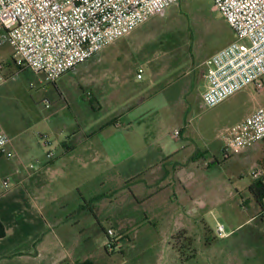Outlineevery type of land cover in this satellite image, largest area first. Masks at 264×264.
<instances>
[{
	"label": "rangeland",
	"instance_id": "rangeland-1",
	"mask_svg": "<svg viewBox=\"0 0 264 264\" xmlns=\"http://www.w3.org/2000/svg\"><path fill=\"white\" fill-rule=\"evenodd\" d=\"M143 39H150L149 48L154 53L153 60L148 64L139 58L131 57L129 50L126 49L131 41L134 44L135 40ZM233 40H235L233 30L215 9L211 0H181L178 5L172 6L164 14L155 16L142 25L131 39H120L103 50L100 55L64 75L56 84L38 85L42 77L30 70L23 73L17 71L15 78L0 81V114H3L1 120L12 137L17 131L9 118L24 115L28 103L32 104V100L36 102L37 110L43 118L51 119L55 125L57 119L69 120L73 117L92 116L100 121L105 119L104 122H109L119 116L125 123L121 129L123 131H128L129 126L132 125V116H125L129 110L139 107L145 110L155 105L158 108L157 114L147 115L149 120L144 125H134L136 137L140 139L144 136L152 153L139 152L131 167L120 171L119 182L126 187V190L121 189L119 193L121 199L119 198L116 204L118 208L116 219L119 220V224L117 229L113 228V230L116 232V238H120L121 247L110 252H107L103 246L108 239L99 229L96 218L90 213L85 215L86 217L83 214L73 217L72 213L82 204V196L89 197V194L106 196L113 186H102L100 182L108 178L114 180L115 176L111 172L86 165L83 161L85 158L81 159L79 149L64 155L63 147H60L54 135H51L53 131L51 127L37 124H31L28 129L24 127L23 139L28 142L31 165H34L37 159H44L49 151L54 153L53 170L43 178L38 177L37 180L35 178L31 190L45 199L39 202L45 216L53 224V237L56 236L59 244L66 241L71 247L62 260L64 264H78L84 260H92L97 264H116L118 262L115 260L136 256L159 257L172 261L191 254L184 239L186 236L193 239L194 249H192L197 252L199 259L211 257L230 260L231 262L227 264L264 263L260 251L252 247V239L255 237L252 233L253 224L231 238H221L218 225L214 216L211 218V214L209 216L205 215L207 213L195 212L191 210V206H188L185 209L181 208V217H178V214L163 216L160 200L145 202V195L148 197L153 190L149 185L146 164L160 155L161 151L157 145L160 140L172 143L176 141L172 136L176 129L179 132L184 129V136L190 137V139L180 137L179 144L184 143V145L179 147H187L182 151V155L191 152L186 168L195 174L198 184L196 191L200 189V183L205 189L211 181L229 178L231 166H225L227 160L220 152L219 137L222 131L239 116L229 115L231 107L234 105L242 107L240 114L251 111L260 103L264 104V90L258 91L254 85H251L230 102L221 103L222 105L216 106L217 108L207 109L202 108L198 103V94L203 89L202 74L208 71L211 57ZM11 59L10 48L7 45H0L3 77L8 76V66L12 65ZM140 67L144 71V78L142 81H136V73ZM16 68L19 70L18 67ZM16 68L13 66L10 72H15ZM158 68L164 71H160L158 77H154V69ZM31 84L36 87L30 88ZM64 85L69 88L64 90ZM101 91L108 95L102 103ZM153 99L155 100L152 101ZM47 102L51 109L46 108ZM110 103L114 106L109 105ZM82 106L87 108V113L81 111ZM104 122L98 123V126ZM18 128L21 131L19 126ZM42 133L53 141L50 147L42 146L39 137ZM13 145L17 146L18 152L22 151L23 147L18 140L14 139ZM85 156L90 157L89 154ZM215 156L219 158L220 163H217ZM138 176H141L142 181L128 183ZM41 182L44 185L39 186ZM130 189L138 196L137 203L134 199L133 204L129 203L128 194L133 197ZM187 193L189 194L190 191ZM45 201H53L54 204ZM147 213L153 215V218H150L152 223L147 222ZM101 215L104 219V215ZM108 215L111 213L108 212ZM55 217H58L59 221L63 219L72 224L77 218L91 226L87 232H81L82 225L75 224L71 228L67 225L65 228V224L56 223ZM107 224L106 229H108ZM181 224H185L188 228L184 238L180 236L184 231ZM151 225L156 226L158 237V245L152 250L145 245L149 235L145 232L152 229ZM83 226L86 227L85 224ZM205 226L212 235L204 231ZM225 228H227L226 224ZM67 230L70 232L67 233ZM209 236L215 240L210 250L203 246ZM86 240L89 242L87 243ZM257 242L263 244L261 238ZM116 244L118 245L117 242Z\"/></svg>",
	"mask_w": 264,
	"mask_h": 264
},
{
	"label": "crops",
	"instance_id": "crops-1",
	"mask_svg": "<svg viewBox=\"0 0 264 264\" xmlns=\"http://www.w3.org/2000/svg\"><path fill=\"white\" fill-rule=\"evenodd\" d=\"M141 26L125 38L131 39ZM150 43V39L135 40L134 44L131 41V43H129V46L131 47L127 46L126 49L129 50L131 57H134V59L139 58L144 63L148 64L154 57V53L149 48L151 47ZM13 66L14 68L17 67L12 60V65L10 67L8 66V76H4L5 80L15 78L17 71L19 73L27 71L20 69L17 70L16 68L15 72L12 73L10 72V69L13 68ZM140 69H142V67H140ZM160 71H164V69H154V77H158ZM208 71L202 74L203 89L198 94V103L200 105L202 94L207 85L206 74ZM135 78L136 81H138L137 73ZM35 87L36 86L31 87L30 85V88L32 89ZM68 88L69 86L67 85H64L63 87L64 90ZM136 91H141V89H136ZM241 93H243V91L223 103L230 102L235 96H238ZM107 96L108 95L105 92L101 91V103L107 98ZM112 104L113 103H110L109 105ZM36 106V102L32 100V104L30 102L28 103L26 109L27 112L24 115L21 117L9 118L13 128H16L17 131L14 137L11 136L9 131L3 125L1 120L3 114H0V123L4 130L13 140H18L19 144L23 147L22 151L18 152L16 149L17 146L13 145L12 141L10 149L15 153L14 159H0V222L3 224L6 231L5 237L0 239V264H64L62 260L65 258L64 256H66V252L71 249V247L66 244V241L59 244L56 236L53 237V224L45 216L43 207L39 202L42 200L44 201L45 199L39 197V195L37 196V194L31 190V186L35 183V178L36 180L38 177L43 178L44 175L46 176L49 171L53 170L55 157L51 160L47 159V157L44 159L40 158L35 161L34 165L30 164L29 158L31 152L29 151L28 142L23 139L24 132H22L26 127L28 129L31 124L51 127L53 130L51 131V135H54L57 144L60 147H63L65 151L64 155L79 149V152L82 155L81 159L85 158L83 161H85L86 165L93 166L98 170L103 169L105 172H111V174L115 176L114 178L117 180H109L108 178L104 179V182H100L102 186L111 185L113 188L111 187L112 189H110L102 200L100 199L97 202L91 203L92 205L89 207L94 210L95 214H92L87 209L85 210L84 206L85 202L89 203L91 198L99 194H94L92 196L89 194V197H83L82 194H80L83 202L77 207L75 212L72 213L73 217H78L79 214H83L84 217L89 213L92 214L96 218L99 229L104 233L102 228H106V223H108L107 230H113V228L117 229V225L119 224V220L116 219V213L118 210L116 204L121 196L119 194L121 193V189L125 188L126 190V187H123L119 182L120 171L131 167L139 152L144 153L151 148L147 144V141L144 140V136H141L140 139L136 137L134 125H144L145 122L149 120V116L158 113L156 105L153 107L149 106L148 109L145 110H142L140 107L135 109L132 107L133 109L129 110L125 115L126 117L132 116V125L129 126L128 131H123L121 129L124 127L125 123L119 116L115 120V125L107 127L104 126L108 121L104 122L105 119H101L100 121L92 116L73 117L69 120L57 119L58 121L56 125H60L57 127L52 123L51 119L43 118ZM81 108V111L86 112V107L82 106ZM241 108L242 107H237L235 105L231 107L229 115L239 116L227 126L224 131H222L219 137V148L222 154L224 148L222 135L224 132L239 124L258 108H264V104L260 103L251 111L243 114H240L242 113L240 112ZM112 111L116 112V110ZM100 122H104V124L98 126V123ZM18 126L21 128V131ZM176 131L179 130L176 129L174 133ZM183 131L184 129L179 132V136H175L173 133L172 136L176 139L174 143L167 141L161 142V140L157 143L159 150L161 151L160 155L154 160L151 159L146 164L147 174L149 175V185L153 190L148 197L145 195V202L160 200L163 216L178 214V217H181V208L183 207V209H185V207L188 206H191V210H194L195 212L207 213L205 215L209 216L211 214V218L214 216L217 225L223 226L225 236H220L221 238H231L233 235L253 224L252 233L255 237L252 239V247L255 250L257 249L260 251V256L264 260V224L260 225L258 223H264L262 220L264 199L258 198L252 190L253 188L264 187V175L258 179L251 176L253 169L260 168L264 170V141L251 145L238 155L224 157V159L227 160L225 166H231L229 178L221 181H211L205 189L203 188V184L200 183V189L196 191L195 188L198 187V184L195 174L188 171L186 168V165L189 163L188 159H190L191 152L182 155V151L187 147H179V145H184V143L179 144L181 142L180 137L183 138L185 135ZM184 137V139H190L188 136ZM50 144H53L51 139ZM149 152L152 153V151ZM86 154H89L90 157L87 158L85 156ZM215 159L217 163H220L217 156H215ZM31 167L34 168L31 169ZM17 170L19 171L18 173L16 172ZM99 176H101V173ZM7 178L10 179V184L8 187H5L3 182ZM140 178L141 176L133 178L128 183H135L141 180ZM143 181L145 185V180ZM41 185H44V183L42 184L41 182L39 186ZM133 187L135 188V186ZM77 191L81 193L78 188ZM188 191H190L189 194L187 193ZM130 193L133 197L128 194L130 197L129 203L133 204V199L134 202L137 203L138 201L136 197L138 198V196H136L131 189ZM45 202H48V204H54L53 201ZM134 209L136 210V207H134ZM107 211L110 212L111 215H108ZM219 212L221 213L219 214ZM101 214L104 215V219H102L103 217H101ZM146 218L147 222L152 223L150 219L153 218L152 214L147 213ZM75 219L74 224H72V222H67L63 219L59 221L58 217H55L56 223L65 224V228L67 225L71 228L72 225L79 224L82 225L83 228L81 232H87L91 224H86L83 220L77 218ZM83 224H85L86 227H84ZM225 224L227 225V228H225ZM181 225L184 227L182 233L186 235L188 228H186L185 224ZM151 227L152 229H148V231L145 232L149 234L145 245L150 250L156 249L158 245L156 226L151 225ZM207 229V226H205L204 231L212 235V232ZM69 232L70 231L67 230V233ZM150 235H152V237ZM259 238L262 239L263 244L257 242ZM115 239L118 243L117 248H120V238L117 239L115 235ZM186 239L191 241V243L187 241L189 247L188 250L191 251V254L183 258L181 257L171 261L159 257L141 258L136 256L132 258H122V260L118 259L115 260V262H118L116 264H227L231 262L230 260L211 257L206 259L197 258V252L193 250V239H190L187 236ZM213 241L215 240H213L212 236H209L203 246L210 250L214 245ZM86 242L88 243L89 240H86ZM106 244L107 243L103 245L104 248Z\"/></svg>",
	"mask_w": 264,
	"mask_h": 264
},
{
	"label": "built area",
	"instance_id": "built-area-1",
	"mask_svg": "<svg viewBox=\"0 0 264 264\" xmlns=\"http://www.w3.org/2000/svg\"><path fill=\"white\" fill-rule=\"evenodd\" d=\"M235 34V40L211 57L206 74L202 108H214L247 87L264 90V0H211ZM181 0H0V45H7L20 70L42 77L39 85L56 83L107 47L129 36L142 24L164 14ZM3 64L0 63V81ZM143 79V70L137 80ZM31 84V87H34ZM46 108L50 104L46 103ZM179 131L174 133L179 136ZM43 147H50L46 134H39ZM223 155H238L264 141V108L223 135ZM12 137L0 123V159L12 160ZM51 160L53 151L46 155ZM34 167H31L33 169ZM19 172L18 170L16 171ZM264 170L253 169L260 178ZM10 179L3 185L8 187ZM264 220V211L262 214ZM218 233L224 237L223 226ZM109 252L117 249L115 232L107 231Z\"/></svg>",
	"mask_w": 264,
	"mask_h": 264
},
{
	"label": "trees",
	"instance_id": "trees-1",
	"mask_svg": "<svg viewBox=\"0 0 264 264\" xmlns=\"http://www.w3.org/2000/svg\"><path fill=\"white\" fill-rule=\"evenodd\" d=\"M116 119H112L111 121H109L107 124H105L104 127H107V126H112V125H115ZM103 127V128H104ZM254 194L260 198V199H264V187L262 186L261 188H253L252 189ZM104 198L103 195H95L93 198H91V201L89 203L85 202V206H84V209L88 210L89 212H91L92 214H95L94 210L91 209L89 206L92 205L91 203H94V202H97L99 201L100 199L102 200ZM85 199V198H84ZM96 216V215H95ZM103 232L105 233V235L108 237V234H107V229L106 228H102ZM6 235V231H5V227L3 226V224L0 222V239L4 238ZM180 236L182 238H184L183 236H185L183 233H180ZM186 239V237L184 238ZM186 241H189L188 239H186ZM191 243V241H189ZM105 249L107 252H109L108 250V247L105 246ZM78 264H96V262L92 261V260H85V261H81L79 262Z\"/></svg>",
	"mask_w": 264,
	"mask_h": 264
}]
</instances>
